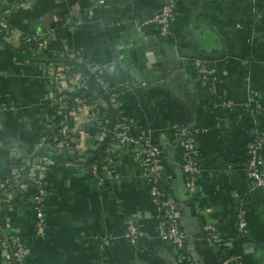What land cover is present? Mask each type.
<instances>
[{"label": "crops", "instance_id": "0c3cea01", "mask_svg": "<svg viewBox=\"0 0 264 264\" xmlns=\"http://www.w3.org/2000/svg\"><path fill=\"white\" fill-rule=\"evenodd\" d=\"M93 2L0 0L9 24L28 37L18 48L0 38V182L13 167L27 166L44 122L55 111L29 41L44 36L46 59L82 58L84 73L96 69L114 84L128 121L161 147L185 252L159 235L161 211L132 143L118 147L114 171L106 169L99 181L74 162L48 172V233L36 231L32 187L26 198H12L9 224L0 212V233L19 236L29 250L26 264H224L205 241L211 223L230 243L226 258L264 264V191L245 169L249 131L264 124V113L255 107L264 108V0ZM165 4L172 5L173 19L171 33L161 37L156 26L142 22ZM76 5L82 7V23L70 27L65 20ZM197 59L216 67L222 95L234 103L239 122L227 119L223 96L211 99L200 86ZM180 128L195 130L201 173L192 180L193 193L182 167ZM127 220L139 230L136 246L125 236ZM102 239L109 241L102 244Z\"/></svg>", "mask_w": 264, "mask_h": 264}, {"label": "built area", "instance_id": "2783aa9c", "mask_svg": "<svg viewBox=\"0 0 264 264\" xmlns=\"http://www.w3.org/2000/svg\"><path fill=\"white\" fill-rule=\"evenodd\" d=\"M23 5H30L36 0H20ZM93 3L103 4L106 0H93ZM83 12L80 5L74 6L66 17L65 24L77 26L82 23L79 14ZM9 12H0V38L10 47L18 48L28 37L21 35L8 21ZM173 8L170 4L161 6L156 12L142 22L143 26H156L158 34L166 37L171 33ZM37 52L33 57L42 65L41 73L47 98L54 104L55 111L43 124L39 133L35 152L27 166H15L8 177L0 182V212L6 222H10L8 212L13 199H24L33 188L31 197L32 208L35 212V227L40 234L48 233L44 219V210L48 198L45 178L50 170L64 162H74L81 165L84 173L94 181H99L103 171H114L113 158L116 150L122 144L132 143L139 153L140 164L146 181L150 186L153 203L161 211L158 226L160 237L173 244L178 251L184 248L186 235L180 228L179 205L172 195L162 163V149L150 142L142 132L132 126L121 108V93L111 82L93 69L85 74L82 70L84 60L79 56L70 55L77 67L63 62H53L41 53L47 44L44 36L35 35L31 38ZM37 53V54H36ZM33 60H31L32 62ZM47 61H49L47 63ZM197 81L211 98L223 96L216 78V67L204 59L193 63ZM80 66V67H79ZM89 75L96 77L101 92L94 98L86 93L90 91ZM222 105L227 111V119L240 121V116L234 111V103L229 98H221ZM261 109L256 106V112ZM234 114V115H232ZM89 127L96 129L90 134ZM123 127V128H122ZM183 136L181 150L184 153L183 168L189 174L188 187L192 190V180L200 173L195 158L198 146L195 140V130L180 128ZM249 141L246 144V174L256 187L264 191V124L255 125L249 131ZM32 187V188H31ZM125 236L132 245H137L140 233L132 220H127ZM109 240L102 239V244ZM206 244L218 255L222 256L224 264H237L226 258L229 241L223 239L216 227L208 223L205 226ZM3 264H26L29 250L19 236L0 233ZM225 257V258H224ZM184 260V258H183ZM189 264V262H188Z\"/></svg>", "mask_w": 264, "mask_h": 264}, {"label": "trees", "instance_id": "16d2710c", "mask_svg": "<svg viewBox=\"0 0 264 264\" xmlns=\"http://www.w3.org/2000/svg\"><path fill=\"white\" fill-rule=\"evenodd\" d=\"M86 0H82V2H85ZM29 41H31V44L30 45H33L32 44V40L30 39ZM35 46V45H34ZM57 48H59V46H57ZM65 52H67L68 53V51H65ZM66 58L68 59L67 61H66V64H68V65H73V66H75V67H77V64H75V61L74 60H71L70 58H69V55L68 54H66ZM80 67V66H79ZM82 70H83V68H82ZM84 72V71H83ZM86 74V73H85ZM104 77V76H103ZM105 79V78H104ZM89 82H90V91L88 92V93H86V96H88V95H90V97H95L96 95H98L100 92H101V87L97 84V81H96V77L94 76V75H89ZM219 86L221 87V85L219 84ZM205 91V90H204ZM210 97V96H209ZM211 98V97H210ZM212 99V98H211ZM214 99V98H213ZM261 106V105H260ZM256 107V106H255ZM259 112H261V113H264V108L261 106V109L259 110ZM123 128V127H122ZM95 132H96V129L95 128H93L92 130H91V134H95ZM181 156H182V165H183V162H184V153H183V151L181 150ZM183 167V166H182ZM188 174V173H187ZM188 178H189V174H188ZM190 179V178H189ZM185 249L184 248H182V252L184 253L185 251H184Z\"/></svg>", "mask_w": 264, "mask_h": 264}]
</instances>
